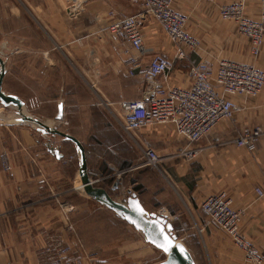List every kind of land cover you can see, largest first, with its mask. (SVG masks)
<instances>
[{"label":"crops","instance_id":"obj_1","mask_svg":"<svg viewBox=\"0 0 264 264\" xmlns=\"http://www.w3.org/2000/svg\"><path fill=\"white\" fill-rule=\"evenodd\" d=\"M70 1L77 12L81 10L80 4L86 2L83 22L77 25L68 11ZM238 1L242 0H173L174 6L189 16L187 28L200 40V47L176 63L170 83L185 85L190 66L200 60L216 62L219 58H229L264 69V45L260 55L253 56L248 39L240 35L235 24L219 15L222 4ZM243 1L247 16L257 17L261 12L259 0ZM141 3L142 0H0V14L4 21L28 17L41 34L51 37L49 52L59 50L69 56L76 36L82 33L83 38L93 37L98 51L108 49L115 58L128 61L131 55H137L130 44L112 36L116 41L108 45L107 37L111 34L107 27L113 22L108 12L133 15L142 10ZM144 34L142 68L154 53L172 56L175 47L155 21L144 19ZM1 44L8 46L10 42ZM18 44V54H25L27 37L19 35ZM136 76H141L139 70ZM6 77L7 71L3 89L14 94L8 90ZM238 101L242 110L235 120L221 123L196 145L201 151L193 160L173 156L187 141L171 130L153 134L144 128L146 132L141 129L142 133H136L137 138H133L137 145L138 142L151 144L165 151V156L176 158L166 172L181 201L164 190V199L157 205L153 203V207L163 208L181 235L188 234L189 227H182L186 219L193 221L191 227L195 233H201V243L186 246L197 264H248L227 234L208 224L200 207L206 196L221 190L229 193L242 213L241 234L264 250V196L259 198L255 192L256 187L264 189V90L256 98ZM11 107L15 105L0 106V264H42L50 253L47 248L54 249L59 243L70 246V255L81 258V264H124L125 254L132 257L131 264H154L165 259V253L150 244L142 232L84 191L80 165L75 169L71 164L74 156L65 147L70 141L62 137L63 144H56L53 134L43 133L27 122L9 120L6 112ZM251 126L263 129L253 151L233 141L238 131ZM160 139L162 143L157 142ZM82 141L89 160L88 172L95 184L106 188L114 198L130 196L131 193L122 195V186L121 190L114 189L115 181L108 185L107 176L92 174L91 153ZM52 148L59 149L60 155ZM122 152V149L110 150L116 156ZM132 192L142 201L138 191ZM143 204L147 210L154 211ZM108 216L113 221L112 232L107 225ZM177 222H181L180 229Z\"/></svg>","mask_w":264,"mask_h":264},{"label":"rangeland","instance_id":"obj_2","mask_svg":"<svg viewBox=\"0 0 264 264\" xmlns=\"http://www.w3.org/2000/svg\"><path fill=\"white\" fill-rule=\"evenodd\" d=\"M85 5L86 2L83 1L80 4L81 10L77 12L72 2H69L68 11L75 17L72 20L75 25L83 22ZM22 17L4 21L0 14V56L5 61L8 90L25 99L24 111L28 115L84 140L91 153L89 170L92 174L107 176L108 185L115 181L119 185L118 190L123 188V196H127L129 190L136 191V187L140 186L138 193L145 205L152 207L154 211L163 212V208L153 207V203L157 205L162 202L164 190L177 197L166 171L171 168L174 159L179 157H167L165 151L157 149L161 162L157 167L145 166L141 150L130 133L123 129V114L119 105L121 100L137 98L141 94L144 78L130 74L128 61L115 58L113 51L107 49L104 52L101 48L98 51V47L93 45V37L83 38L82 33L76 36L69 56H64L59 50L49 52L51 37L44 32L41 34L28 17ZM19 35L27 37L26 53L21 55L18 54ZM6 40L10 44L2 45L1 42ZM107 40L110 43L108 45H113L116 41L110 35ZM47 51L49 55H46ZM60 102L64 104V116L57 120ZM6 115L9 120L15 121L19 117L18 107H11ZM34 126L37 127L35 124ZM145 129L153 134L168 132L164 125H152ZM145 129L141 131L146 132ZM141 131L136 133H142ZM53 137L57 140L56 144H63L61 136ZM157 142L163 141L160 139ZM65 147L74 156L71 164L77 169L80 164L77 147L72 142L65 143ZM114 149H122L123 152L116 156L110 153ZM103 152L106 153L103 155ZM177 199L181 201L180 197ZM192 222L186 219L182 226L189 227L188 234L179 235L175 231L179 239L190 246L201 243V233H195ZM177 223L179 228L181 222ZM93 224L91 222V226ZM107 225L112 232L114 225L109 216ZM47 250L48 257L42 260V264H46V260L54 263L58 256L61 259L55 264H69L72 261L73 264H81V258L76 255L72 258L71 247L66 244L59 243L54 249L48 247ZM108 255L109 253L107 257ZM128 255H123L124 264L132 263V257Z\"/></svg>","mask_w":264,"mask_h":264},{"label":"built area","instance_id":"obj_3","mask_svg":"<svg viewBox=\"0 0 264 264\" xmlns=\"http://www.w3.org/2000/svg\"><path fill=\"white\" fill-rule=\"evenodd\" d=\"M214 1V0H208ZM261 12L257 17L246 14L245 2L222 4V20L235 24L237 31L250 42L251 53L257 57L264 45V0H259ZM142 10L133 15H120L110 10L113 22L107 27L114 38L126 42L137 52L128 59L129 73L141 70L144 85L137 98L119 102L123 128L131 137L154 125H164L187 141L174 156L193 160L201 151L198 145L223 122H233L242 110L238 99L258 97L264 90V69L235 59L219 58L216 62L200 60L190 66L185 85L170 83L171 72L179 60L188 58L200 47V40L187 26L189 16L178 10L173 0H142ZM155 21L168 36L175 49L172 54L154 53L146 66L141 57L145 52L144 19ZM128 52V51H127ZM263 134L260 126L245 127L237 132L234 142L239 147L254 150ZM145 166L157 167L161 156L151 144L138 142ZM256 195L264 196L262 187ZM208 224L221 229L238 247L248 264H264V250L241 234V211L226 190L206 196L200 205ZM50 252V250H47ZM64 252V251H63ZM63 256V255H62ZM58 256L55 264L60 261Z\"/></svg>","mask_w":264,"mask_h":264},{"label":"water","instance_id":"obj_4","mask_svg":"<svg viewBox=\"0 0 264 264\" xmlns=\"http://www.w3.org/2000/svg\"><path fill=\"white\" fill-rule=\"evenodd\" d=\"M5 74V61L0 56V106H17L19 109V117L15 122L35 124L38 130L43 133L61 136L76 145L80 153L79 173L84 191L107 208L113 210L128 223L132 224L137 230L142 232L150 244L165 253V259L154 264H197L193 254L175 232L173 221L162 211L155 212L147 210L137 194L131 190H129L131 193L130 196L117 199L106 188L96 185L88 172L87 153L82 141L71 133L52 127L42 120L28 115L24 111L25 101L16 94L6 93L4 91L3 81ZM63 116L64 104L60 102L58 104L56 119L61 120ZM52 150L60 155L59 149L52 148ZM118 188L119 185L115 183L114 189Z\"/></svg>","mask_w":264,"mask_h":264},{"label":"trees","instance_id":"obj_5","mask_svg":"<svg viewBox=\"0 0 264 264\" xmlns=\"http://www.w3.org/2000/svg\"><path fill=\"white\" fill-rule=\"evenodd\" d=\"M137 74H138V72L135 74V76H136ZM139 74H141L140 71H139ZM141 76H142V75H141ZM74 136H75V135H74ZM68 141H69V140H68ZM70 142H71V141H70ZM72 143H73V142H72ZM82 143H83V142H82ZM73 144H74V143H73ZM74 145H75V144H74ZM75 146H76V145H75ZM87 161H88V163H89L88 156H87ZM139 187H140V186H137V187H136V191H139V189H141V188H139ZM134 193H135V192H134ZM137 196H138V195H137ZM138 198H139V196H138ZM139 199H140V198H139ZM140 201H141V200H140ZM141 202H142V201H141ZM142 204H143V202H142ZM143 205H144V204H143ZM126 222H127V221H126ZM174 223H175V221H174ZM174 223H173V224H174ZM175 224H176V223H175ZM177 227H178V226H177ZM178 229H180V227H179ZM176 231H177L178 234L180 235V233H179L180 230H177V229H176Z\"/></svg>","mask_w":264,"mask_h":264},{"label":"snow or ice","instance_id":"obj_6","mask_svg":"<svg viewBox=\"0 0 264 264\" xmlns=\"http://www.w3.org/2000/svg\"><path fill=\"white\" fill-rule=\"evenodd\" d=\"M165 250H167V249H165Z\"/></svg>","mask_w":264,"mask_h":264}]
</instances>
